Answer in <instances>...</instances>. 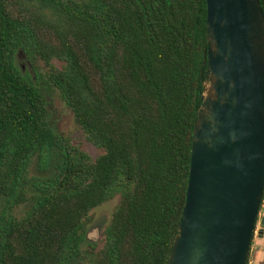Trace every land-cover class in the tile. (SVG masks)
<instances>
[{
  "label": "trees",
  "instance_id": "16d2710c",
  "mask_svg": "<svg viewBox=\"0 0 264 264\" xmlns=\"http://www.w3.org/2000/svg\"><path fill=\"white\" fill-rule=\"evenodd\" d=\"M206 32V0H0V264L168 263ZM39 62L96 158L57 130ZM34 159L52 166L48 186ZM116 196L102 243L90 240V212Z\"/></svg>",
  "mask_w": 264,
  "mask_h": 264
},
{
  "label": "water",
  "instance_id": "95a60500",
  "mask_svg": "<svg viewBox=\"0 0 264 264\" xmlns=\"http://www.w3.org/2000/svg\"><path fill=\"white\" fill-rule=\"evenodd\" d=\"M206 2V80L167 264H245L264 194V12Z\"/></svg>",
  "mask_w": 264,
  "mask_h": 264
},
{
  "label": "rangeland",
  "instance_id": "374dc122",
  "mask_svg": "<svg viewBox=\"0 0 264 264\" xmlns=\"http://www.w3.org/2000/svg\"><path fill=\"white\" fill-rule=\"evenodd\" d=\"M20 64L25 70L34 74V65L28 61L22 55L19 56ZM39 66L42 70V74L39 77V82L46 88L47 98L49 101V111L51 113L52 121L54 122L57 130L70 142L78 145L80 148L87 151L94 159L102 153V149L87 140L85 133L79 126L75 119V115L72 109L66 104L61 94L52 86L48 84L47 72L48 67L39 62ZM47 167L39 165V160L34 159L29 165V174L33 176L36 183L43 186H48L43 182L44 179H48L53 175L52 166L47 163ZM46 166V163H45ZM43 179V180H40ZM40 180V181H39ZM119 201V197L116 196L109 201H106L102 205L94 208L90 214V229L88 232V238L92 241L102 243V229L109 223L113 210ZM28 204L21 206L18 213L23 212Z\"/></svg>",
  "mask_w": 264,
  "mask_h": 264
},
{
  "label": "crops",
  "instance_id": "0c3cea01",
  "mask_svg": "<svg viewBox=\"0 0 264 264\" xmlns=\"http://www.w3.org/2000/svg\"><path fill=\"white\" fill-rule=\"evenodd\" d=\"M264 217V199L259 217L256 224V229L251 241L249 249V264H264V224H261V219ZM260 229H263V235H259Z\"/></svg>",
  "mask_w": 264,
  "mask_h": 264
}]
</instances>
